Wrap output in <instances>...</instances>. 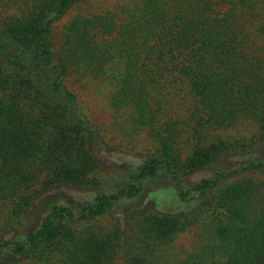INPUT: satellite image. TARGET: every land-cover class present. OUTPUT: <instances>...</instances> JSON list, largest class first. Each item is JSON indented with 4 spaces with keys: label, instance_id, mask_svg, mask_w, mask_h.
I'll list each match as a JSON object with an SVG mask.
<instances>
[{
    "label": "trees",
    "instance_id": "16d2710c",
    "mask_svg": "<svg viewBox=\"0 0 264 264\" xmlns=\"http://www.w3.org/2000/svg\"><path fill=\"white\" fill-rule=\"evenodd\" d=\"M86 1L0 0V201L15 233L0 264H264V179H231L264 174V0H129L75 15L57 42ZM90 76L125 137L157 147L126 185L69 204L49 192L102 186L99 128L69 85ZM204 169L173 179L180 205L100 221L146 181ZM190 229L200 243L166 260Z\"/></svg>",
    "mask_w": 264,
    "mask_h": 264
},
{
    "label": "rangeland",
    "instance_id": "374dc122",
    "mask_svg": "<svg viewBox=\"0 0 264 264\" xmlns=\"http://www.w3.org/2000/svg\"><path fill=\"white\" fill-rule=\"evenodd\" d=\"M127 3L130 4L129 0H87L86 2L78 3L55 24L54 38L57 42L60 41L64 25L77 14L91 9L101 10L104 7L121 11V9L126 7ZM69 81V85L79 94L81 101L89 111L90 117L99 128L100 139L93 145V148L101 163L99 179L102 186L94 189H75L70 185L64 184L50 191L48 195L54 196L62 202L69 201V204L72 201L88 203L92 202L97 194L113 192L117 186L126 185L129 179H132L130 175L149 154L156 150L157 145L143 133L134 140H129L125 137L118 124L117 114L110 105V90L106 88L105 90L102 89L101 80L90 76L83 82L77 77H71ZM245 157L246 155L238 153L233 159L241 162ZM209 178H211L210 169L197 170L189 175H180L177 178L170 176L156 177L154 180L145 182L144 192L140 196L126 200L125 202L128 203L121 204L116 210L103 217L100 221L106 225H110L111 223L114 225L117 222L125 225V210L129 208L134 212H141L150 208L167 210L168 208L178 206L180 205L178 204L179 191L177 193V187L173 185V179H181L184 187H189L200 183L203 179ZM231 179H264V174H242ZM8 216V208L0 201V236L7 238L15 234L11 230H6L13 227L12 224L7 222L9 221ZM136 218H134V221ZM199 241L201 240L198 230L190 229L180 234L172 246L168 247L169 252L166 253L165 259L176 262L178 258L192 251L200 243ZM3 256L4 254L0 252V260H3ZM34 263V260L28 258L20 264Z\"/></svg>",
    "mask_w": 264,
    "mask_h": 264
}]
</instances>
